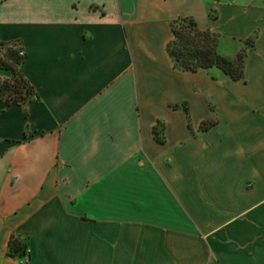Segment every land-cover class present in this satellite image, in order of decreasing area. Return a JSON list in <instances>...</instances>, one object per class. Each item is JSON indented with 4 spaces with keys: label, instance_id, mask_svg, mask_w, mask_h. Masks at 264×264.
<instances>
[{
    "label": "crops",
    "instance_id": "1",
    "mask_svg": "<svg viewBox=\"0 0 264 264\" xmlns=\"http://www.w3.org/2000/svg\"><path fill=\"white\" fill-rule=\"evenodd\" d=\"M177 18L242 79L176 68ZM9 41L38 99L0 101V264H264V0H0Z\"/></svg>",
    "mask_w": 264,
    "mask_h": 264
},
{
    "label": "trees",
    "instance_id": "2",
    "mask_svg": "<svg viewBox=\"0 0 264 264\" xmlns=\"http://www.w3.org/2000/svg\"><path fill=\"white\" fill-rule=\"evenodd\" d=\"M178 22L182 25L177 29ZM171 30L173 38L167 45V52L176 68L195 72L199 69L217 67L234 81L242 79L244 49L240 50L233 60L220 56L217 52L218 36L209 31L199 30L194 20L190 18L173 20ZM21 50L17 41L0 42V68L11 72L10 78L0 79V101L7 105H20L38 99L37 91L22 74L21 66L25 54L20 56ZM212 124L213 122H204L202 129ZM16 241L14 237L10 239L9 255H15L20 251V247L14 246Z\"/></svg>",
    "mask_w": 264,
    "mask_h": 264
},
{
    "label": "rangeland",
    "instance_id": "3",
    "mask_svg": "<svg viewBox=\"0 0 264 264\" xmlns=\"http://www.w3.org/2000/svg\"><path fill=\"white\" fill-rule=\"evenodd\" d=\"M182 25L181 23H177L176 26H177V29L179 28V26ZM14 246H17V247H20V251L23 249L24 247V244L22 242H20V240L17 239L16 243L14 244Z\"/></svg>",
    "mask_w": 264,
    "mask_h": 264
},
{
    "label": "built area",
    "instance_id": "4",
    "mask_svg": "<svg viewBox=\"0 0 264 264\" xmlns=\"http://www.w3.org/2000/svg\"><path fill=\"white\" fill-rule=\"evenodd\" d=\"M19 55H20V56H22V55H23V51H22V50L19 52Z\"/></svg>",
    "mask_w": 264,
    "mask_h": 264
}]
</instances>
